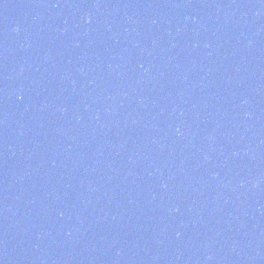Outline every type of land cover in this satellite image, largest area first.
<instances>
[{
    "label": "water",
    "instance_id": "95a60500",
    "mask_svg": "<svg viewBox=\"0 0 264 264\" xmlns=\"http://www.w3.org/2000/svg\"><path fill=\"white\" fill-rule=\"evenodd\" d=\"M264 146V0H0V264H141Z\"/></svg>",
    "mask_w": 264,
    "mask_h": 264
}]
</instances>
